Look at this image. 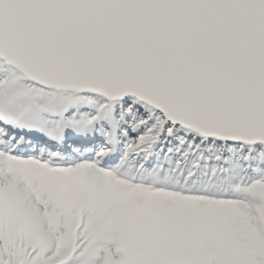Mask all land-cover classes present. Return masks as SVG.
I'll use <instances>...</instances> for the list:
<instances>
[{
  "label": "snow or ice",
  "instance_id": "snow-or-ice-1",
  "mask_svg": "<svg viewBox=\"0 0 264 264\" xmlns=\"http://www.w3.org/2000/svg\"><path fill=\"white\" fill-rule=\"evenodd\" d=\"M0 264H264V0H0Z\"/></svg>",
  "mask_w": 264,
  "mask_h": 264
}]
</instances>
